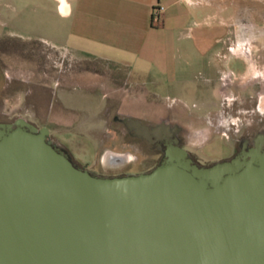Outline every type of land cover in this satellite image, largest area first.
Returning <instances> with one entry per match:
<instances>
[{"label": "water", "instance_id": "obj_1", "mask_svg": "<svg viewBox=\"0 0 264 264\" xmlns=\"http://www.w3.org/2000/svg\"><path fill=\"white\" fill-rule=\"evenodd\" d=\"M160 161L103 176L48 129L0 122V264H264V147L197 164L159 125Z\"/></svg>", "mask_w": 264, "mask_h": 264}, {"label": "rangeland", "instance_id": "obj_2", "mask_svg": "<svg viewBox=\"0 0 264 264\" xmlns=\"http://www.w3.org/2000/svg\"><path fill=\"white\" fill-rule=\"evenodd\" d=\"M26 41L0 36V122L21 118L36 128H47L48 139L91 173L133 174L157 162V150L141 140L137 139L139 150L136 144L132 149L126 145L132 139L124 125L128 119L154 127H181L179 134L186 143L182 148L201 165L229 155L242 124L264 134L261 64L252 68V75L241 77L239 59H231L234 76H224L221 69L225 66L220 64L222 68L212 73L210 80L202 67L194 75V84L164 85L167 92L162 94L166 98L150 93L143 97L138 91H129L126 84L123 91L122 85L121 91L112 90L117 84L110 76L109 82H94L104 77L92 75L93 67L85 62L72 60L42 43ZM108 70L102 67L103 73L108 74ZM68 89L62 98V90ZM176 98H181L186 107ZM207 99L209 107L201 112L197 107Z\"/></svg>", "mask_w": 264, "mask_h": 264}, {"label": "crops", "instance_id": "obj_3", "mask_svg": "<svg viewBox=\"0 0 264 264\" xmlns=\"http://www.w3.org/2000/svg\"><path fill=\"white\" fill-rule=\"evenodd\" d=\"M155 5L163 7L157 18ZM0 36L42 43L85 62L93 67L92 75L104 77L94 82L110 76L116 92L126 84L143 97L166 98L164 85H192L202 67L210 80L220 64L234 76L231 59H239L241 77L264 66V0H0ZM248 44L253 46L250 59L238 53L218 57L230 45ZM2 77L0 71L1 82ZM70 90H62L61 97ZM209 102L197 108L203 112Z\"/></svg>", "mask_w": 264, "mask_h": 264}, {"label": "flooded vegetation", "instance_id": "obj_4", "mask_svg": "<svg viewBox=\"0 0 264 264\" xmlns=\"http://www.w3.org/2000/svg\"><path fill=\"white\" fill-rule=\"evenodd\" d=\"M124 125H125L128 133H129V136L132 138L131 140L127 141V143H126V145H128V147H129V149H132L133 144H136L134 146H137L136 148L139 150L140 145H139L138 140H141L142 142L146 143L150 148L157 150V154L159 155V158H158L157 162L155 163V164H157L163 155V148H164L163 139H158L157 133H152V135L150 137H147L146 132L144 130V128H146L147 130L151 131L153 128H155L157 126L154 127V125L142 123V122L136 121L134 119L126 120L124 122ZM240 129H241V132H240L241 134H239V136L237 138L236 146L235 147L233 146V149L229 155L224 156L223 158H220L219 160L228 159L231 156L238 153L241 150V148H245V149L249 148L252 145H254L255 143H259V144H261V146L264 147V134L263 133L255 132L253 130L246 129L244 124L241 125ZM179 131H176L175 133H173V135L177 137L178 145L182 147L183 139H182L181 135L179 134ZM188 154L193 159V161H195L197 164H200L196 159L193 158V156L189 152H188ZM204 165H207V164H204ZM153 166L142 169L139 172L147 171L150 168H152ZM133 174H136V173H133ZM117 175H125V173H120ZM109 176H113V175H109Z\"/></svg>", "mask_w": 264, "mask_h": 264}, {"label": "built area", "instance_id": "obj_5", "mask_svg": "<svg viewBox=\"0 0 264 264\" xmlns=\"http://www.w3.org/2000/svg\"><path fill=\"white\" fill-rule=\"evenodd\" d=\"M163 7L161 5H155L152 9V15L154 18H157L160 13L162 12ZM253 46L251 44H248V46L244 47H237V46H228L225 52L219 53L218 57L223 58L228 54H242L245 57H248L250 59V52L252 51ZM252 63V60L250 61ZM254 68V67H252ZM256 73V72H255ZM224 76L227 77H233V73L231 70H225Z\"/></svg>", "mask_w": 264, "mask_h": 264}]
</instances>
